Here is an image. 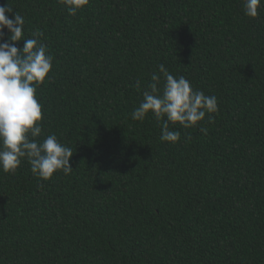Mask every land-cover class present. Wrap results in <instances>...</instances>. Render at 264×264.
Listing matches in <instances>:
<instances>
[{"label":"trees","instance_id":"16d2710c","mask_svg":"<svg viewBox=\"0 0 264 264\" xmlns=\"http://www.w3.org/2000/svg\"><path fill=\"white\" fill-rule=\"evenodd\" d=\"M7 4L54 57L40 139L70 147L74 171L0 169V264H264V4L256 18L243 0ZM160 64L216 96L207 134L170 124L173 145L151 113L132 119Z\"/></svg>","mask_w":264,"mask_h":264},{"label":"clouds","instance_id":"9594fccd","mask_svg":"<svg viewBox=\"0 0 264 264\" xmlns=\"http://www.w3.org/2000/svg\"><path fill=\"white\" fill-rule=\"evenodd\" d=\"M70 16H75L89 6L91 0H59ZM264 0H243L244 14L258 16ZM13 9L0 5V169L15 174L23 161L30 165L31 172L42 180H50L57 172L64 175L74 170L70 164L73 151L61 143L55 134L43 139L42 104L37 99V89L50 78L54 57L42 42L44 33L37 29L30 38L25 37V19L19 13L11 16ZM23 41L24 47L16 44ZM151 75V83L143 91V99L131 113L132 119L144 121L149 113L160 122L162 142L177 144L181 133L170 130L171 125L183 129L202 127L206 114L212 123V115L218 114V100L194 89L183 75L175 77L163 65ZM163 81V82H162ZM141 88L140 81L136 83ZM191 139V137H186Z\"/></svg>","mask_w":264,"mask_h":264}]
</instances>
